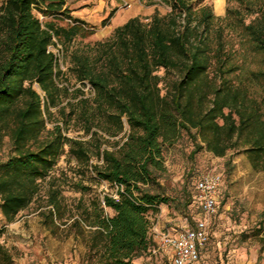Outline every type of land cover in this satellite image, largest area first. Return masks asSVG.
Instances as JSON below:
<instances>
[{
  "label": "trees",
  "instance_id": "16d2710c",
  "mask_svg": "<svg viewBox=\"0 0 264 264\" xmlns=\"http://www.w3.org/2000/svg\"><path fill=\"white\" fill-rule=\"evenodd\" d=\"M162 1L171 6L167 14L131 17L109 37L72 50L68 71L80 84L75 88L49 46L54 38L71 42L85 35L86 23L63 9L61 0L0 4V149L10 144L0 160V208L8 223L34 201L40 180L50 177L46 202L34 216L25 217L18 230L0 227V237L9 242H0V264H14V241L31 242L34 232L43 234L46 249L61 262L77 252L87 264H134L147 251L160 252L149 212L167 198L150 186L164 168L165 144L182 132L194 144L191 158L202 150L217 157L232 153L226 163L229 190L264 205V6L242 23L260 59L256 69L241 74L210 6ZM42 15H52V21L44 24ZM113 15L114 10L103 21ZM65 18L74 24L57 23ZM71 128L88 138L69 136ZM116 137L122 141L115 148L103 147ZM65 153L80 176L73 190L81 196L72 204L51 177ZM200 176L185 204L199 212ZM86 179L116 186V196L86 199L92 189ZM221 195L222 189L219 209ZM258 232H264V215ZM259 242L264 249V233Z\"/></svg>",
  "mask_w": 264,
  "mask_h": 264
},
{
  "label": "rangeland",
  "instance_id": "374dc122",
  "mask_svg": "<svg viewBox=\"0 0 264 264\" xmlns=\"http://www.w3.org/2000/svg\"><path fill=\"white\" fill-rule=\"evenodd\" d=\"M2 1L0 0V4ZM117 1L121 4L120 9L126 8L120 20H123L131 10L142 18L151 17L156 10L162 15L171 11V6L162 0H130L131 7L123 6L121 0ZM192 3L196 7L210 6L214 15L221 18L217 24L225 27V36L231 42L230 47L233 45L232 49L235 50L234 62L241 67L238 73L247 74L256 69L260 56L252 51L250 43L246 41L242 32V23L247 24L258 15V11L264 6V0H192ZM39 17L44 24L52 21V15ZM109 21L107 23L102 21L101 24L98 23L97 25L85 22L87 33L76 36L71 42H61L57 38L54 40L53 49L59 53L60 67L70 75L72 87L75 88L80 84L76 83L68 71L69 53L86 44L109 37L113 32L109 33V27H106L111 23ZM57 23L65 27L74 24L73 21L70 22L66 18ZM36 87L41 92L37 85ZM85 91L87 95L92 94L87 85ZM52 110L56 112L55 108ZM56 117H58L57 112ZM67 134L85 140L88 138L83 135L82 131L75 128H71ZM109 140L110 143L104 144L103 147L113 149L116 147L117 141H122L119 137ZM9 148L10 144L7 140L0 149V160L6 159ZM193 149L194 144L186 132H182L176 140L168 142L164 146V168L162 171H157V182L150 186L152 192L167 198L166 203L159 205L158 211L149 212L150 234L155 240V247L159 246L156 229L163 230L164 226L174 229L192 226V217L196 219L199 216L200 212L196 206L192 203L185 205L192 195L195 177L207 172H220L224 177L221 204L218 215L209 220L211 238L210 244L202 254L203 260L206 261L205 264H264V249L261 248L259 242L264 232H258L261 218L264 215V205L255 201L253 196L246 192L234 194L229 190L226 163L232 158V153L224 157H217L206 150H202L194 158H191L190 153ZM68 158L67 153L61 156L57 166L51 172V177L56 178L66 201L72 204L81 196L79 192L73 190V183L80 179V176L76 172L78 169L76 162L74 160L69 161ZM96 161L97 158L94 157L91 162L96 163ZM233 164L236 165V171L243 174L236 157L233 158ZM49 183L50 177L40 180L39 194L14 222L8 223L0 208V227L6 226L16 230L22 228L25 217L34 216L37 213V208L46 202ZM85 184L92 187L91 191L85 194L86 199L94 196L103 197L105 193L116 196V186L105 181L91 182L86 179ZM110 213L112 214L108 210L109 215ZM0 242L9 247V242H5L3 236L0 237ZM14 246L16 247L12 249L14 264H87L82 261L77 252L69 253L62 262L57 261L46 249L43 234L39 232L33 233L31 242L14 241ZM167 254L162 250L160 252L147 251L136 258L134 264H171L168 258L169 254Z\"/></svg>",
  "mask_w": 264,
  "mask_h": 264
},
{
  "label": "built area",
  "instance_id": "2783aa9c",
  "mask_svg": "<svg viewBox=\"0 0 264 264\" xmlns=\"http://www.w3.org/2000/svg\"><path fill=\"white\" fill-rule=\"evenodd\" d=\"M123 6L131 7L130 0H121ZM70 22L71 19H68ZM56 40V38H54ZM59 62V53L49 46ZM59 52V51H58ZM224 185V177L220 172H207L200 176L196 183V199L200 213L192 226L181 229H156L159 246L155 251L169 254L172 264H199L202 251L211 235L210 218L218 213L219 194Z\"/></svg>",
  "mask_w": 264,
  "mask_h": 264
},
{
  "label": "crops",
  "instance_id": "0c3cea01",
  "mask_svg": "<svg viewBox=\"0 0 264 264\" xmlns=\"http://www.w3.org/2000/svg\"><path fill=\"white\" fill-rule=\"evenodd\" d=\"M63 2V9H68L72 17L80 19L86 23H91L97 25L110 14L111 11L115 10L114 15L110 18L111 23H109V33L114 31V29L124 24L129 18L137 16L133 10L129 12L123 20H120L121 16L125 13V9H120V2L117 0H61ZM115 8V9H114ZM109 21V22H110ZM173 227H163V230H173ZM211 238V235H210ZM210 238L207 242L205 249H203L202 254L207 249L210 244ZM206 261L203 260V255L199 264H205Z\"/></svg>",
  "mask_w": 264,
  "mask_h": 264
}]
</instances>
